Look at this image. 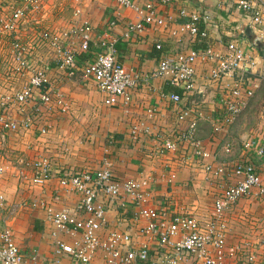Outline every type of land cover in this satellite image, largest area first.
Instances as JSON below:
<instances>
[{"label": "crops", "instance_id": "obj_1", "mask_svg": "<svg viewBox=\"0 0 264 264\" xmlns=\"http://www.w3.org/2000/svg\"><path fill=\"white\" fill-rule=\"evenodd\" d=\"M0 1L10 3L14 0ZM132 1L141 4L146 0ZM152 1L157 2L155 13L164 19V25H146L140 32L128 35L124 34L125 26L135 22L136 15L131 8L119 7L113 0H78L77 4L73 0H43L42 7L31 14L22 29L23 38L33 34L35 27L57 36L73 23L87 22L92 27L89 51L78 52L76 39L71 43L78 65L97 51L95 44L99 38H112L115 39L116 59L137 77L135 87L130 90L129 103L107 106L91 79L82 80L79 70L68 76L66 69L59 67L55 61H48L46 86L51 88L50 101L46 106H39L40 115L39 112L35 114L30 127L18 128L0 141V231L7 229L21 255L28 258L34 254L36 264H69L64 254L54 250L55 237L51 234L52 226L44 209L31 205L32 201L38 200L53 209H74L76 196L61 191L57 185L59 171L95 169L108 162L116 177L142 178L148 182L149 196L143 203L144 207L206 219L211 211L206 202L211 201L209 204L212 206L220 189L234 180L230 165L240 157L241 143L252 138L264 139V49H256L250 42L258 37L264 44V27L249 29L248 39L244 32L245 28H249L247 18L235 10L231 0ZM251 1L264 15V0ZM181 7L201 15V27L205 31L203 38L190 36L181 29V18L177 14ZM74 8L79 10L76 16H73ZM111 19L114 25L109 26ZM231 40L238 42L250 56L244 64L248 65L244 67V76L251 93L247 96L241 91L237 98L239 112L236 117L214 130L215 122L224 112L220 93L224 85L231 84L230 76L224 77L221 83L211 81L207 77L208 63L197 62L193 89L182 94L179 88L171 87L163 78L152 77L150 72L164 53L188 51L207 44L222 52ZM155 44L160 45V52ZM44 51L38 52L43 55ZM171 92L180 95L177 105L167 97ZM254 93L262 97L261 112L256 120L250 119L247 114L249 100ZM58 100L60 103H57ZM182 107L190 109V112L187 119L179 122L176 116ZM12 115L18 117L16 111ZM191 119L195 121L194 137L210 153L207 161L211 170L204 169L206 161L194 156L192 147L187 144L173 153L155 152L160 136L175 134L184 129ZM43 125L47 132L40 135L36 129ZM226 145L230 146L229 152L223 150ZM40 156L51 159L54 173L43 184L35 185L29 181L30 164L22 163ZM255 156L252 152L247 153V158L259 168L264 179V164ZM214 168L222 170L213 174ZM261 197L264 195L252 190L225 210V243L236 241L230 233L239 235L243 229L247 234L259 231L258 220L261 217H256L257 213L253 212L250 204L256 205ZM135 209L133 205L122 210L112 206L107 212L105 231L128 230L135 245L144 243L153 251L154 240L137 234L142 220L134 219ZM203 212L204 216L201 215ZM246 213H253L254 216L247 217ZM247 218H251L252 222ZM56 237L66 243L74 238L64 232H57ZM239 241V245L246 247L241 254L247 251L254 253L253 262H247L245 255H236L228 257L223 264H264L263 245H253L256 240L247 235ZM90 264L106 263L97 252Z\"/></svg>", "mask_w": 264, "mask_h": 264}, {"label": "built area", "instance_id": "obj_2", "mask_svg": "<svg viewBox=\"0 0 264 264\" xmlns=\"http://www.w3.org/2000/svg\"><path fill=\"white\" fill-rule=\"evenodd\" d=\"M77 1L73 0L74 4ZM113 1L119 7L131 8L136 15L135 22L126 24L125 35L140 32L146 25H164V19L155 13L157 2L146 0L141 4H134L132 0ZM158 1L166 3L167 0ZM231 1L235 10L246 16L249 29L264 27V15L253 6L251 0ZM42 5L43 0H14L10 3L0 1V50L3 53L0 55L6 54L3 58L0 57V141L18 128L30 127L39 106H46L50 101L51 88L46 86L48 61H55L59 67L66 69L68 76L79 70L82 80L91 79L102 95V102L107 106L129 103L130 90L136 85V74L115 57V39L99 38L95 44L97 51L78 65L76 51L71 43L76 39L78 52L89 51L92 27L87 22L73 23L57 36L35 27L36 31L32 36L21 37L28 18L38 12ZM72 11L73 16L79 13L78 8ZM177 14L181 18V29L190 36H205L204 29L198 27L202 24L200 14L189 12L183 7L178 9ZM108 25H114V20H109ZM159 47V44H155V48ZM41 50H45L43 55L38 52ZM249 58L236 41H228L222 52L207 44L202 48L162 54L150 75L165 79L169 85L179 88L182 94L193 89L197 62L208 63L207 77L211 81L221 83L224 77L230 76L231 84L224 85L220 93L224 112L213 126L214 130H218L238 114L239 93L245 92L247 96L251 93L244 76V67L248 66L244 64ZM167 97L176 105L180 102V95L176 92L169 93ZM14 111L17 118L12 115ZM189 112L190 109L186 107L180 108L177 120L184 121ZM194 126L195 121L191 119L184 129H179L175 134L160 136L155 152L173 153L187 144L192 147L194 156L206 161L204 169L211 170L207 161L210 153L194 137ZM36 131L43 135L47 129L43 125ZM131 133L134 135L135 131L132 130ZM240 147V157L230 165L234 180L220 189L206 219L193 214H170L165 210L144 207L143 203L149 196L148 182L142 178H118L108 162L95 169L59 171L57 185L60 190L76 196L73 210L66 207L53 209L38 200L32 201L31 205H39L44 209L52 226L51 234L55 237L54 250L58 254H64L69 264H90L97 252L106 264H223L228 257L236 256L246 248L236 243H225V210L252 190L264 195V179L259 168L247 158V153L252 152L264 164V139H248ZM229 149V145L223 147L225 152H229ZM23 162L22 164H30L29 181L32 184H43L54 173L53 162L48 156ZM221 170L222 168H214L212 173L217 174ZM128 205L137 208L133 211V217L142 220L137 234L154 240L153 251H150L147 244L135 245L128 230L105 231L107 212L111 207L116 206L122 210ZM57 232L70 234L74 238L66 243L57 239ZM247 252L244 254L246 261L253 262V252ZM0 264H36V258L34 254L24 258L10 232L3 229L0 231Z\"/></svg>", "mask_w": 264, "mask_h": 264}, {"label": "rangeland", "instance_id": "obj_3", "mask_svg": "<svg viewBox=\"0 0 264 264\" xmlns=\"http://www.w3.org/2000/svg\"><path fill=\"white\" fill-rule=\"evenodd\" d=\"M61 12H62V10H61ZM37 29H40V28L37 27ZM1 49L4 50L5 48H1ZM0 54L1 55L3 54L1 50H0ZM1 55H0V57L3 58L6 54L4 56H1ZM261 100H262V97L258 93H254V95L252 96V98L249 100V108H248L247 114H249L250 119L256 120L258 118L259 113L261 112V105H262V101ZM38 112H39V115H40V110H38L37 113ZM78 170H81V169H77V171ZM206 203H207V206H209L208 207V210H210V208H211V206H210L211 201H209V202L207 201ZM250 206L252 207L253 212H256L257 213L256 217H261L258 220V223L260 224L259 229H258L259 231L257 230L258 231L257 233L250 232V233L247 234V233H245V231L243 229V230L240 231V234L241 235L240 234L239 235H236V233H230V234H233L234 235L233 236V239H236V241H234L233 244H235V243L236 244H240L239 238H243V237H245V235H247V236H249V238L251 240H256L257 243H255V241H253V243H252L253 245H256V244L259 243V244H261V245L264 246V197H261L260 200L257 199V204L256 205L252 206L250 204ZM247 208H250V207L247 206ZM208 210H207V212H208ZM201 215L204 216V212ZM246 216L247 217H250V216H254V214L253 213H250V214L249 213H246ZM202 219H204V218H202ZM247 219H248V221H251L252 222V219L251 218H247ZM243 227H245V226H243ZM261 251H264V247L261 249ZM238 255L239 256H244V253L241 254V252H240Z\"/></svg>", "mask_w": 264, "mask_h": 264}, {"label": "water", "instance_id": "obj_4", "mask_svg": "<svg viewBox=\"0 0 264 264\" xmlns=\"http://www.w3.org/2000/svg\"><path fill=\"white\" fill-rule=\"evenodd\" d=\"M244 32H245L247 38L249 39L250 38L249 28H245ZM250 42L256 49H264V44L262 43L260 38L255 37Z\"/></svg>", "mask_w": 264, "mask_h": 264}, {"label": "trees", "instance_id": "obj_5", "mask_svg": "<svg viewBox=\"0 0 264 264\" xmlns=\"http://www.w3.org/2000/svg\"><path fill=\"white\" fill-rule=\"evenodd\" d=\"M198 27H199V29H201V28H202V27H201V23L199 24V26H198ZM154 47H155V45H154ZM156 49H158V51H159V52L161 51V50H160L161 48H156ZM170 86H171V85H170ZM171 87H173V86H171ZM176 93H177V92H176Z\"/></svg>", "mask_w": 264, "mask_h": 264}]
</instances>
